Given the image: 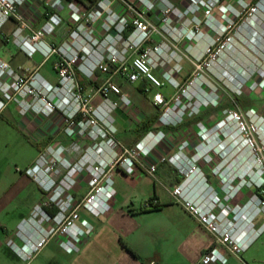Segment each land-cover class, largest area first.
I'll return each instance as SVG.
<instances>
[{"label":"built area","instance_id":"built-area-1","mask_svg":"<svg viewBox=\"0 0 264 264\" xmlns=\"http://www.w3.org/2000/svg\"><path fill=\"white\" fill-rule=\"evenodd\" d=\"M30 1L0 0V32L14 22L17 28L12 37L20 39L18 46L29 59L40 54L43 67L55 58L57 83L50 85L39 70H18L0 57V115L14 103L23 117L50 119L58 113L73 143L71 152L62 145L47 146L27 171L47 198L21 226L24 232H18L25 244L9 242L15 252L30 262L54 238L64 251L78 252L79 244L94 232L82 213L103 217L112 210L116 170L129 176L141 172L153 177L161 165L168 164L181 177L171 190L172 197L214 239L200 264H226L227 255L242 259L264 234V119L256 110L244 113L236 106L225 111L214 127L200 125L194 142L186 141L175 152L157 156L156 151L166 142L163 130H152L127 148L109 126L116 109L134 106L113 81L118 75L131 84L145 83L147 94L165 87L174 90L170 99L160 92L152 98L163 112L159 118L162 128L177 127L209 106V102L184 104L185 99L191 100L190 93L200 76L185 84L178 81L175 71L157 76L154 71L160 66L162 49L148 48V44L153 37L162 36L161 25L176 43L204 44V52L194 63L196 70H202L229 50L242 27H238L239 21L248 25L256 20L253 17L260 4L249 0H186L182 12L169 0H98L94 5L84 4V0H45L39 7L44 23L34 29L24 14ZM64 9L74 26L60 46L49 44L47 40L64 26ZM186 17L188 23L179 34L173 24ZM112 67L117 69L114 73ZM97 73L111 74L97 89L103 99L101 107L93 104V96L79 83V74L92 79ZM113 95L118 99L113 100ZM86 134L92 144L74 164L70 154L80 153L77 146ZM205 167H210L209 173ZM82 179L88 191L78 198L75 190ZM157 206L155 199L143 209Z\"/></svg>","mask_w":264,"mask_h":264},{"label":"crops","instance_id":"crops-1","mask_svg":"<svg viewBox=\"0 0 264 264\" xmlns=\"http://www.w3.org/2000/svg\"><path fill=\"white\" fill-rule=\"evenodd\" d=\"M43 1L45 0H32L27 3L24 10L28 7L29 13L34 16V13H38ZM180 3L187 2L182 0ZM62 16L65 21L62 28L69 31L74 26L70 13L64 9ZM43 23L44 18L41 16L40 19L34 21L33 28L38 29ZM7 26L8 29H4L0 33V57L15 69L39 70L41 76L50 85H56L57 76L53 71L55 58L40 67L43 61L42 56L37 54L34 59H29L19 47L14 45L12 37L14 22L8 23L5 28ZM63 41L64 37L59 34L47 40L49 44L56 46H60ZM188 44L192 47L195 45ZM199 46L204 47V44ZM110 76L111 74L97 73L92 79H87L79 74V79L84 84L85 93L93 96V104L96 107H101L103 104V99L97 94V89ZM188 76L187 73H184L180 79H186ZM120 82L121 84L125 83L124 78L121 77ZM162 90H153V93L160 92L167 98L173 94V92L163 93ZM139 92L146 98L142 101V110L136 108L135 105L132 108L121 106L112 113L113 122L117 128V138L128 147H133L142 140H138L141 134L140 126L157 114L160 118L162 113L161 109L154 105L151 92L147 94L145 88ZM112 99L117 100L118 97L113 95ZM14 112L21 118L17 122V128L37 146L39 154L49 145H62L70 151L73 141L64 132L65 124L60 114L57 113L50 119L36 118L34 115L20 117L21 114L16 109L14 110V105H9L1 116L8 115L10 119H14ZM207 112L204 109L203 114L195 121L187 120L181 126L172 127V129H161L158 119L149 132L163 130L166 134V142L156 151L155 156L175 152L177 147L186 141L194 142L197 139L196 135H199L200 124L207 121ZM167 136L172 144L170 146H168L170 143L167 141ZM72 154L75 156L74 159L79 157V153L70 155ZM204 169L208 173L210 172V167ZM180 180V175L168 164L161 165L153 177L141 172L129 176L122 170H116L114 174L116 194L112 210L103 217H95L84 211L83 219L93 225L94 232L79 244V251L74 253L64 251L60 246V241L54 238L30 264H149L151 262L157 264H200L202 256L211 247L214 239L172 197L171 190ZM25 190L26 186H19L15 191L13 187L12 197H19ZM75 191L78 198H83L88 189L87 186L83 188L80 183ZM38 197H40L39 193ZM154 198L157 200L159 210L143 209V206ZM8 238L4 237L3 242L0 241V247L9 242ZM16 242L20 246L25 244L22 237L17 238ZM127 247L138 257L132 255ZM16 255L18 259L23 260L17 253ZM18 259L16 260L18 261ZM236 260L240 262L239 264H245L242 259L232 255H229L226 264H231L233 261L237 263Z\"/></svg>","mask_w":264,"mask_h":264},{"label":"rangeland","instance_id":"rangeland-1","mask_svg":"<svg viewBox=\"0 0 264 264\" xmlns=\"http://www.w3.org/2000/svg\"><path fill=\"white\" fill-rule=\"evenodd\" d=\"M169 1L182 12H185L187 3H180L182 0H177L178 2L176 0ZM249 1L255 5L260 4V11L253 17L256 20L248 25H242V21H239L237 23L238 27H242L229 50L218 62L210 64L209 67L204 65L202 70H196L194 63L200 58L205 47L195 45L192 47L185 41L174 42L169 32L165 31L166 29L163 30L162 25L159 28L162 36L153 37L148 44V48L153 49L161 46L162 49L159 59L160 66L154 71L157 76H161L162 72L165 71H175V76L182 84L190 81L194 76H200L199 83L190 93L191 100L185 99L184 104L188 105L192 101V103L196 102V104L209 102L210 105L203 107L199 114L193 118L185 119L184 123L187 120L195 121L196 118L203 114L205 109L208 111L207 121L202 122L200 125L210 129L223 119L225 111L231 110L236 106L242 109L244 113L255 109L257 114L264 119V0ZM29 10L27 7L24 10V14L34 24L35 20L41 18L40 11H37L38 13H34V16H32ZM188 20L189 17H186L184 20L175 21L173 24L179 30V34L183 33L180 29L183 24L186 25L188 23ZM16 28L17 25L14 23V31ZM4 29H8V26L7 28L4 27ZM59 35L65 39L68 36V31L61 28ZM98 37L102 38L101 34ZM19 40L14 37V45L17 47H19ZM116 70L114 67L111 68L112 73ZM184 73L189 76L182 80L180 76ZM120 78L121 76L119 75L115 76L113 81L132 100L136 108L142 110V101L146 98L138 90L141 84H131L126 79H124L125 83L121 84ZM162 92L172 93L174 90L168 87ZM239 92H241L240 96L237 94ZM150 94L154 95L153 90ZM138 95H141L139 96L140 98ZM237 99H240V101L237 102ZM11 105H14V110L16 109L20 114V108L15 103ZM19 116L21 117V115ZM20 119L16 112H14V119H10L8 115H0V241L3 242L4 237L6 239L9 237V242L13 241L18 246L20 245L16 240L21 238L18 232H24L21 226L29 222L34 215L36 207L43 206L44 200L47 198L38 183L27 173L35 165L43 151L41 150L42 152L40 151L41 153L39 154L37 146L19 131L17 122ZM113 121L114 117H112L109 128L115 131V138L125 147L131 148L117 138V128ZM246 121L251 122L247 117ZM161 129L172 128L161 127ZM262 135H264V131ZM167 141L170 143L168 146L172 145L169 136H167ZM81 142L77 146L81 147L80 153L78 152L79 157L74 159V154L70 155L71 162L74 164L84 155V150L92 144L87 134L83 136ZM80 183L83 188L87 186L84 179ZM19 186H26V190L19 197L13 198L11 190L14 187L15 191ZM38 193L40 197H38ZM18 222L19 224L17 225ZM9 242L5 246L0 247V264H30L41 253H38L30 262L20 260L17 258L14 246H11ZM228 259L229 256L227 255V262ZM242 260L245 264H264V234L246 254H243ZM236 261L238 264L240 263L238 260ZM237 263L231 262V264Z\"/></svg>","mask_w":264,"mask_h":264},{"label":"trees","instance_id":"trees-1","mask_svg":"<svg viewBox=\"0 0 264 264\" xmlns=\"http://www.w3.org/2000/svg\"><path fill=\"white\" fill-rule=\"evenodd\" d=\"M67 1H72V0H67ZM84 4H88V5H94L97 3L98 0H84ZM87 5V6H88ZM126 36L129 35V32H126L125 34ZM79 83L81 84V86L83 87L84 84L81 83L80 79H79ZM146 87V84H142L140 87H139V90H143L144 88ZM240 99H237V102H239ZM159 119V115H155L154 117H152L148 122L144 123L143 125L140 126V131H141V134L140 136L138 137V140L140 141L150 130V128L157 122V120ZM154 199H151L149 200L148 202H152ZM153 210H159V206L157 207H154ZM54 212V211H53ZM128 248V247H127ZM128 250L132 253V255H134L135 257H138L136 255L135 252H133L130 248H128Z\"/></svg>","mask_w":264,"mask_h":264},{"label":"bare ground","instance_id":"bare-ground-1","mask_svg":"<svg viewBox=\"0 0 264 264\" xmlns=\"http://www.w3.org/2000/svg\"><path fill=\"white\" fill-rule=\"evenodd\" d=\"M194 180V178L192 179V181ZM199 190H202L203 192H205L206 190L205 189H203L202 187H200V189Z\"/></svg>","mask_w":264,"mask_h":264}]
</instances>
